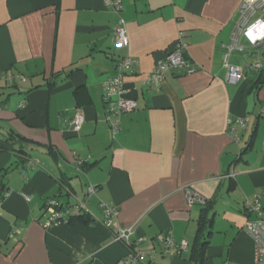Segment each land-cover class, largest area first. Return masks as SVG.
Returning <instances> with one entry per match:
<instances>
[{"label": "crops", "instance_id": "1", "mask_svg": "<svg viewBox=\"0 0 264 264\" xmlns=\"http://www.w3.org/2000/svg\"><path fill=\"white\" fill-rule=\"evenodd\" d=\"M121 1L116 15L104 0H0V264H123L128 249L102 225L100 203L118 210L136 249L155 252L143 264H192L188 249H162L167 236L188 248L195 238L204 205L188 206L187 189L216 198L204 264H252L244 226L254 214L243 202L264 205V82L256 88L258 74L231 56L244 77L227 84L221 50L242 0ZM119 17L125 47L115 46ZM178 40L196 71L144 86ZM255 55L264 69V44ZM125 57L138 63L123 77L137 108L112 136L103 83ZM9 75L27 81L8 85ZM77 111L84 122L73 133ZM240 118L248 122L235 143L228 122ZM47 199L83 200L89 214L43 229L34 219Z\"/></svg>", "mask_w": 264, "mask_h": 264}, {"label": "built area", "instance_id": "2", "mask_svg": "<svg viewBox=\"0 0 264 264\" xmlns=\"http://www.w3.org/2000/svg\"><path fill=\"white\" fill-rule=\"evenodd\" d=\"M106 7L116 15L122 10L121 0H104ZM115 46L125 47L127 45L125 21L119 17L114 28ZM264 44V0H242L237 9L233 30L230 36V43L221 48L223 67L225 68V82L229 85H236L244 77V70L241 67L230 63V57L234 53L257 51ZM253 52V53H254ZM257 55V54H256ZM262 68L260 55L250 65V69L257 71ZM138 69V63L134 58L125 57L119 60L115 66V74L103 83V101L106 106L105 121L109 126L112 136L119 130L121 117L137 108V102L126 98L129 90L124 88L123 77L127 73H133ZM171 70H183L185 74H192L196 68L185 56V44L178 40L173 49L166 55L165 59L156 63L153 71L145 78L143 85L147 88L159 87L165 74ZM8 85L25 83L27 80L22 75H9L6 77ZM264 114V105L262 107ZM84 122V116L76 112L69 122L73 133L79 132ZM248 119L240 118L228 122V132L235 143H239L240 131L245 130ZM264 148V140H263ZM82 161H79V165ZM233 177V175H230ZM95 193L94 187L87 189V195ZM0 199V203H1ZM185 201L188 206L196 203L203 204L205 201L194 191L185 190ZM103 212L102 225L111 231L114 242L121 243L128 248V255L123 264H143L147 259H152L154 251H142L135 248L136 243L131 242L132 229L125 228L118 224L119 212L116 208L100 203ZM243 209L246 213L254 214L253 219H248L244 229L253 242L252 264H264V205L259 199H245ZM86 203L76 199L73 204H60L56 199H47L43 206V219L35 218V222L43 229L55 225H69L77 218L88 215ZM142 240L137 241L141 242ZM162 249L165 253L178 254L187 251L186 241L175 242L171 237H165L162 241Z\"/></svg>", "mask_w": 264, "mask_h": 264}, {"label": "trees", "instance_id": "3", "mask_svg": "<svg viewBox=\"0 0 264 264\" xmlns=\"http://www.w3.org/2000/svg\"><path fill=\"white\" fill-rule=\"evenodd\" d=\"M253 52L254 51H250V52H244L243 54H241L245 60H247V58H251L253 60V61L251 60V62L246 61V64H247L246 67L249 70H251L250 65L254 62V60H256L255 52L254 53ZM251 71H254V70H251ZM254 72H256L258 74V77L254 81L255 87L258 88L264 82V69H260V70L254 71ZM9 135H10V139L17 140L16 137L12 136L11 132L9 133ZM246 150H247V147L242 149L241 152L243 153ZM6 170H5V172H7ZM6 192L7 191H5V187H4V185L0 179V199L1 200L4 198ZM215 200H216V198L213 200L205 201L202 204V205H204V208L201 210V213H200L198 221H197V231L195 234V238L192 241V243L189 245V248H188L189 261L192 264H204L205 251H206L207 247L209 246V237L211 235V225H212L211 219L207 218L206 214L210 209H212ZM76 221L84 222V216H80L79 218H77L75 220V222Z\"/></svg>", "mask_w": 264, "mask_h": 264}, {"label": "rangeland", "instance_id": "4", "mask_svg": "<svg viewBox=\"0 0 264 264\" xmlns=\"http://www.w3.org/2000/svg\"><path fill=\"white\" fill-rule=\"evenodd\" d=\"M251 58H247V60H245L243 57H242V55L240 54V55H236L235 53L234 54H232V59H231V62L232 63H235L236 65H238V66H243L244 65V63H246V61L247 62H251ZM253 61V60H252Z\"/></svg>", "mask_w": 264, "mask_h": 264}]
</instances>
